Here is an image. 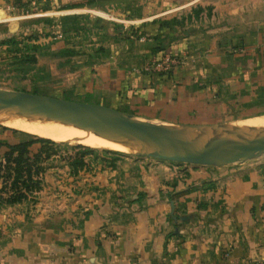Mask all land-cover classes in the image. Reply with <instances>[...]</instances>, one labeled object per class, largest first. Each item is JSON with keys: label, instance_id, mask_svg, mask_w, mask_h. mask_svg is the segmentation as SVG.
Segmentation results:
<instances>
[{"label": "crops", "instance_id": "crops-1", "mask_svg": "<svg viewBox=\"0 0 264 264\" xmlns=\"http://www.w3.org/2000/svg\"><path fill=\"white\" fill-rule=\"evenodd\" d=\"M80 1L0 0L9 18L36 10L65 33L37 52L63 83L51 96L181 125L264 115V0H146L129 24ZM153 54L184 63L145 70ZM21 138L0 124V155ZM66 158L44 162L28 198L0 202V264H264V160L214 168L99 151L75 172Z\"/></svg>", "mask_w": 264, "mask_h": 264}, {"label": "rangeland", "instance_id": "rangeland-1", "mask_svg": "<svg viewBox=\"0 0 264 264\" xmlns=\"http://www.w3.org/2000/svg\"><path fill=\"white\" fill-rule=\"evenodd\" d=\"M146 0H81L80 4H93L96 7L101 8V10H105L102 13V11L99 12L100 15L111 19L112 21H118L123 22L126 24L131 23V18L129 16H132L134 13H137L140 8H143L144 3ZM108 8L116 9V11H107ZM14 9V8H12ZM127 10H130V12H127ZM36 10L33 11H26L24 17H21L20 19H12L9 18V14H5V11H0V88L3 89H10V90H21V91H30V92H37L44 95H51L50 92L56 91V88L63 83L55 82L47 77L46 70H42L41 66H38L37 63L34 64L30 62L25 56L18 57V56H8L7 50L10 49L9 47H23L27 48L28 51V57L32 54V46L33 45H46L49 40H51L52 37H62L65 33H63L60 29H57L56 23L53 22V20L49 17H33L31 16ZM139 12V11H138ZM84 18V16H83ZM84 21V20H83ZM84 34V22L81 23V26L75 30L73 33L74 35L77 34ZM15 40L17 43H10L11 41ZM48 45V44H47ZM68 67H72L73 65H67ZM76 100V99H75ZM12 106H6V110L10 112V109ZM4 109V107H0V109ZM13 111V110H11ZM235 109H233L232 116L237 115V110L234 112ZM231 114L228 116L231 117ZM137 120H143L141 118L135 117ZM232 118V117H231ZM232 122H225V123H219L215 125H221V126H212V128L216 127H223L222 129H225L223 131H227L231 133V135H236L237 141L232 140L228 138L227 136H223L225 138H228L231 141L226 143H240L243 140L248 141L251 140L252 137L250 135L247 136V133L237 131V125L243 123L245 119H231ZM145 121H149V119H144ZM234 120V121H233ZM153 123L163 124V125H169V126H185L181 124L176 123H168V122H161L159 120L152 121ZM3 126L8 127L7 125L0 123ZM11 129L14 133L19 135L20 137H23L26 133L25 131L8 127ZM187 128H189L187 126ZM235 128V130H234ZM211 130V128H209ZM206 127L198 128L197 131H199V135L203 133L204 131L209 130ZM227 129V130H226ZM195 130V129H194ZM233 133H232V132ZM31 134V133H29ZM246 137H244L245 135ZM35 135V134H32ZM222 136V135H220ZM241 136V138H240ZM250 136V137H249ZM240 138V139H239ZM51 139V138H50ZM243 139V140H242ZM54 140V139H53ZM58 143L56 146H50L53 147L50 149L52 152L51 155H57L58 161L61 158L68 157V156H74L77 153H79L81 150L79 148H76L77 145H85L90 146L95 149H97L100 152H103L101 150H109L111 152L105 153V154H113V155H136V156H142L135 153H127L123 151H116L111 148H107L106 143L104 141H96V140H54ZM240 141V142H239ZM128 146V145H127ZM132 147V145H129ZM118 153V154H117ZM50 155V157H51ZM49 157V158H50ZM154 158V157H153ZM158 159V158H155ZM48 160V159H47ZM47 160L45 162H47ZM162 160V159H161ZM264 160V154L253 158L246 160L247 163H258L260 161ZM166 161V160H165ZM172 162V161H170ZM245 162V161H243ZM177 163V162H176ZM182 163V162H178ZM242 162H231L228 160L219 161L215 164H211L210 167L218 168V167H224L227 165L232 164H238Z\"/></svg>", "mask_w": 264, "mask_h": 264}, {"label": "water", "instance_id": "water-1", "mask_svg": "<svg viewBox=\"0 0 264 264\" xmlns=\"http://www.w3.org/2000/svg\"><path fill=\"white\" fill-rule=\"evenodd\" d=\"M20 106L53 119L73 124L80 128L103 129L110 133L134 135L141 141L146 138L158 140L150 151H136L135 154L166 161L196 165H211L219 161L243 162L264 154V137L240 143H226L216 139L202 141V147L195 145L156 126L152 121L137 120L135 116L106 105L44 95L37 92L0 88V107ZM188 127L221 126L185 125Z\"/></svg>", "mask_w": 264, "mask_h": 264}, {"label": "bare ground", "instance_id": "bare-ground-1", "mask_svg": "<svg viewBox=\"0 0 264 264\" xmlns=\"http://www.w3.org/2000/svg\"><path fill=\"white\" fill-rule=\"evenodd\" d=\"M9 109L10 112L6 110V107H4V109H0V123H3L8 127L16 128L31 134L45 138H51L54 140H100L106 143L107 148L127 153H135L136 151L146 152L153 150L158 142L157 139L150 137L146 138L145 141H141L136 134L125 135L110 133L103 129L80 128L73 124H68L63 121L53 119L44 114H40L29 109H23L22 107L16 105H13ZM154 124L163 130H167L168 132L175 134L184 140H187L188 142L198 145L199 147L203 146L202 141L208 139H216L221 142H232V140L237 141L236 139L238 137L236 136L238 134L231 135V133L223 131L225 130L222 129L224 126L219 128L207 126L206 129L211 128V130L209 129L204 131L199 135V131H197V129L202 127L187 128V126L173 127L158 123ZM236 129H238L237 131L242 132L240 135L247 133V136L250 135L252 139L264 137V115L245 119L243 123L237 125ZM223 136H227L232 140ZM244 137H246V135ZM129 145H132V147Z\"/></svg>", "mask_w": 264, "mask_h": 264}, {"label": "trees", "instance_id": "trees-1", "mask_svg": "<svg viewBox=\"0 0 264 264\" xmlns=\"http://www.w3.org/2000/svg\"><path fill=\"white\" fill-rule=\"evenodd\" d=\"M84 5V4H80ZM172 22H175L173 20ZM171 22L162 21V25H169ZM143 29L142 26L132 27L134 33ZM10 43H16L15 40ZM17 44V43H16ZM7 50L8 56H25L28 60L34 64L37 63V52L40 51V45L32 46V54L28 57L27 48L23 47H9ZM161 48V45L159 49ZM163 49V47L161 48ZM64 53L67 50L63 51ZM34 144H41L40 149L37 152H33L32 146ZM58 143L50 138L41 137L38 135H32L26 133L20 141L16 143H9V150L0 155V202L15 203L28 198L33 191L41 188L42 175L46 170L44 162L50 157V152L53 147ZM81 151L74 156H68L66 161L74 169L75 172L79 168L83 167L87 162L84 157L86 155L99 152L97 149L85 146L77 145ZM103 153L111 152L109 150H101ZM118 154V153H117Z\"/></svg>", "mask_w": 264, "mask_h": 264}, {"label": "built area", "instance_id": "built-area-1", "mask_svg": "<svg viewBox=\"0 0 264 264\" xmlns=\"http://www.w3.org/2000/svg\"><path fill=\"white\" fill-rule=\"evenodd\" d=\"M183 58L172 55H165L162 58L157 54H153L150 60L145 64V70H163L183 64Z\"/></svg>", "mask_w": 264, "mask_h": 264}]
</instances>
